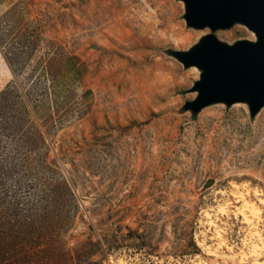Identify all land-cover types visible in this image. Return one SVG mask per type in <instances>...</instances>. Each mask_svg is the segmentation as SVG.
<instances>
[{
	"label": "rangeland",
	"instance_id": "374dc122",
	"mask_svg": "<svg viewBox=\"0 0 264 264\" xmlns=\"http://www.w3.org/2000/svg\"><path fill=\"white\" fill-rule=\"evenodd\" d=\"M208 34L179 0H0V264L264 262V107L180 112L167 52Z\"/></svg>",
	"mask_w": 264,
	"mask_h": 264
},
{
	"label": "water",
	"instance_id": "95a60500",
	"mask_svg": "<svg viewBox=\"0 0 264 264\" xmlns=\"http://www.w3.org/2000/svg\"><path fill=\"white\" fill-rule=\"evenodd\" d=\"M189 28L209 29L211 34L187 51H168L185 68L196 67L200 78L192 92L197 96L181 113H199L208 106L247 104L251 117L264 107V0H179ZM243 25L255 40L233 44L220 41L213 33Z\"/></svg>",
	"mask_w": 264,
	"mask_h": 264
},
{
	"label": "bare ground",
	"instance_id": "6f19581e",
	"mask_svg": "<svg viewBox=\"0 0 264 264\" xmlns=\"http://www.w3.org/2000/svg\"><path fill=\"white\" fill-rule=\"evenodd\" d=\"M192 71H195L196 73H197V76L200 78V71H199V69L197 70L196 69V67H192ZM197 94V93H196ZM196 94H194V98L197 96ZM240 104L241 103H238V105H236V106H240ZM237 194V193H236ZM239 194V193H238ZM241 194V193H240ZM238 196V195H237ZM246 197V196H245ZM245 197H244V195L243 194H241V195H239V200L240 201H242L243 202V210H242V212H243V216H244V220H245V222L246 223H248V224H251L252 223V221H251V219L249 218V216H247V211H249L250 212V214L252 215L251 217H257L258 215H259V210H258V208L255 206V204H253V203H251V202H249V201H247L246 199H245ZM209 213L208 212H205V216L206 217H209ZM257 231V230H256ZM256 237L261 241V235L257 232L256 234ZM253 236V235H252ZM253 239H256L255 237L253 238ZM263 243V242H262ZM262 243H259V242H254V243H252L251 244V247H250V254L252 255V256H254V257H259V256H261V255H264V245H261ZM202 246V245H201ZM202 247H204V246H202ZM205 251H206V249H204ZM246 258V256L244 255L243 257H242V260L243 259H245ZM257 264H264V262H261V261H259V262H257Z\"/></svg>",
	"mask_w": 264,
	"mask_h": 264
}]
</instances>
